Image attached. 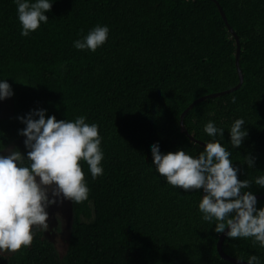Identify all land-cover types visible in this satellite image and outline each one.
Here are the masks:
<instances>
[{
    "label": "trees",
    "instance_id": "trees-1",
    "mask_svg": "<svg viewBox=\"0 0 264 264\" xmlns=\"http://www.w3.org/2000/svg\"><path fill=\"white\" fill-rule=\"evenodd\" d=\"M240 37L244 82L237 90L198 102L184 117L186 130L207 143L204 126L223 128L217 139L230 151L238 179L264 195L254 181L264 175V0H218ZM34 2V0H32ZM48 23L21 35L15 0H0V82L13 91L12 113L0 118V151L22 136L18 117L45 110L46 118L95 123L102 137L103 174L73 204L68 248L61 254L43 229L31 246L0 252V264H235L218 250L222 233L199 211L203 190L173 187L159 176L151 147L198 157L181 115L198 98L240 83L236 38L213 0H52ZM97 24L109 27L95 52L77 50ZM233 98L235 102H233ZM38 118V117H37ZM248 136L230 143L235 120ZM27 152L24 154L26 157ZM255 159L248 168L245 157ZM264 208V198L257 199ZM229 255L264 264L253 238L230 239Z\"/></svg>",
    "mask_w": 264,
    "mask_h": 264
},
{
    "label": "clouds",
    "instance_id": "clouds-1",
    "mask_svg": "<svg viewBox=\"0 0 264 264\" xmlns=\"http://www.w3.org/2000/svg\"><path fill=\"white\" fill-rule=\"evenodd\" d=\"M15 4L22 36L28 37L42 22H49L45 13L51 11L52 0H15ZM108 36L109 27L97 24L73 46L95 52ZM12 95L11 86L0 82V100ZM18 119L25 125L18 134L25 137L27 154L25 157L18 149H12L8 155H0V252L16 253L31 246L35 230H48L47 208L58 200L79 204L88 199L90 189L81 161L87 163L93 179L103 174L104 153L97 124L86 123L84 116L74 121H57L55 116L46 118L45 110L32 111ZM244 125L243 119H237L230 128V143L235 149L248 136ZM204 132L212 140L198 157L184 150L163 154L158 144L152 145L157 173L167 184L186 192L203 190L199 211L204 221L216 222V233L228 229V238H253L254 245L264 248V208L257 209L256 196L248 190L252 181L238 179L239 169L233 167L230 151L215 139L223 137L224 129L210 121ZM254 163L253 157H245L248 168ZM254 183L264 188V175ZM247 264H260V260L251 255Z\"/></svg>",
    "mask_w": 264,
    "mask_h": 264
},
{
    "label": "rangeland",
    "instance_id": "rangeland-1",
    "mask_svg": "<svg viewBox=\"0 0 264 264\" xmlns=\"http://www.w3.org/2000/svg\"><path fill=\"white\" fill-rule=\"evenodd\" d=\"M13 104L11 97L5 100H0V118L7 117L12 113ZM25 137L12 144L9 148L0 151V155H8V151L18 149L22 154L27 152L24 146ZM51 198V197H50ZM49 214L48 225L49 228L44 232L46 236L55 243L59 252L64 254L68 248L71 225L73 220L72 202L64 200L60 203L59 200L56 205H51L47 208ZM42 229V228H40Z\"/></svg>",
    "mask_w": 264,
    "mask_h": 264
},
{
    "label": "water",
    "instance_id": "water-1",
    "mask_svg": "<svg viewBox=\"0 0 264 264\" xmlns=\"http://www.w3.org/2000/svg\"><path fill=\"white\" fill-rule=\"evenodd\" d=\"M215 1V3L217 4L218 8H219V11L226 23V25L228 26V29L230 31V33L236 38V42H237V49H236V66H237V69H238V73H239V77H240V83L235 86V87H232L228 90H225V91H222V92H217V93H213V94H208V95H205V96H202L200 98H198L197 100H195L193 103H191L188 108L182 113L181 115V124L183 125L184 127V124H183V119L185 117V115L198 103V102H201L203 100H206V99H209V98H213V97H218L222 94H225V93H229V92H233L235 90H237L239 87L242 86L243 82H244V73H243V70L240 66V56H241V53H242V47H241V43H240V37L239 35L236 33L235 29L232 27V25L230 24L229 20H228V17L226 15V12L223 8V6L221 5V3L218 1V0H213ZM184 130L187 132V134L190 136V138L192 140H194L195 142L199 143V144H202V145H205L206 143L195 138L194 135L190 134L188 132V130L185 129L184 127ZM203 195H205V193L203 192ZM256 196V199H259V198H264V195H255ZM227 231L228 229L225 230L224 233L221 234L220 236V239H219V242H218V250L221 254V256L223 258H225L226 260H229L235 264H247V261L246 260H243V259H240V258H236V257H233L231 255H229L228 253H226L224 251V248H223V243H224V240L227 236Z\"/></svg>",
    "mask_w": 264,
    "mask_h": 264
}]
</instances>
